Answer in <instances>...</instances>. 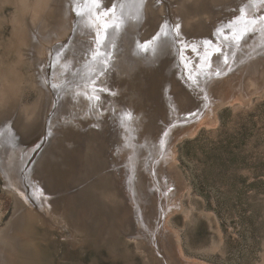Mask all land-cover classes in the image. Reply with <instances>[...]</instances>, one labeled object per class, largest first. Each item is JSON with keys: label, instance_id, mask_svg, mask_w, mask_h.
<instances>
[{"label": "rangeland", "instance_id": "1", "mask_svg": "<svg viewBox=\"0 0 264 264\" xmlns=\"http://www.w3.org/2000/svg\"><path fill=\"white\" fill-rule=\"evenodd\" d=\"M230 1L242 3V0ZM253 1H249L252 9L248 8L246 15L251 19L256 16V19H252L253 21L243 29L245 34L256 33L249 43L248 39H243L235 44V40H229L231 36L221 38L215 35L212 39L208 35L206 39H211L209 42L194 36L198 47L192 46L194 53L189 57L183 41L178 38L180 53L173 54L176 57L172 60L173 63L176 62L175 65L172 61L169 63L176 72L171 69L165 74L156 72L157 65L164 60L156 61V55L131 65L125 61L128 68H121L119 71L117 68L115 71L110 63L105 67L108 57L104 44L106 43L109 54L112 53L111 44H107L108 34L101 37L100 31H96L95 19L90 22L92 32L84 41H88L87 44L96 42L99 47L102 45V48L97 50L102 51V56L96 53V47L81 49V57L91 55L90 62L94 61L89 65L84 61L85 73L81 81L86 83V88L92 93L87 95L90 96L88 99H93L95 104L99 103L101 106L97 114L91 115V119L82 115L90 120L85 128L99 126L102 130L109 123L113 131L117 132L122 130L126 122L130 124V137L136 144L141 139L138 133L148 132L153 140L146 146L144 143L142 148L137 147L143 156L140 154L142 157L136 158L137 154L132 153L133 156L129 157L136 171L139 169L144 173H153L152 180L155 178L158 163L163 164V160H170L166 165L171 169V173L175 172L174 176L171 173H161L160 176L167 200L165 198L163 203L160 199L154 200L150 194L153 191L147 181L144 182L146 189L139 188V196L136 194L134 198L141 204L140 210L148 217L153 215L155 207L167 209L163 211L167 214L164 227L169 226L176 246L182 250V264H264V3L257 6ZM47 2L51 7L49 11L53 8L61 9L55 0H0V90L4 91L7 97L3 105L0 102V264H174L166 263V260L163 263L157 252L156 259L149 254V250L140 247L141 241L132 237V213L125 222L120 220V208L127 202L117 189L115 178H104L95 182L98 173L101 178V175L110 170V164L102 157L106 154L101 144L91 141L94 145H90L86 152L81 151L87 160L84 158L83 162L81 161L80 165L84 168L80 167V174L76 168L79 161L70 164L61 162V157L68 151L74 153V147H79L82 138L76 140L74 132L77 129L80 131L83 123L78 124L82 120V117L77 115L79 109L72 111L68 105L58 106L53 102L46 106L47 101L42 95L38 72L42 68L44 72H49L50 63L55 62L56 53L52 51L51 57L39 65L27 49L29 24L35 26L33 18ZM155 2L167 8L171 5L173 9L179 4L174 3V0ZM230 6L232 2L227 6V11L240 15L236 21L234 18L230 19V23L244 18L245 5L238 11ZM127 10L131 8H126ZM90 13L93 16L98 14L94 8ZM88 17L93 19L90 15ZM120 20L119 24L124 25V17L121 16ZM202 20L208 22L211 18L206 15ZM53 21V28L62 25V21L58 24ZM75 21L76 18L74 23ZM179 26L181 25L178 20L175 26L177 33ZM210 26L212 28L213 25ZM220 26L225 29L229 25L221 23ZM74 27L73 24L72 31ZM218 28L214 25L213 31ZM70 35L64 38L66 47L71 45ZM64 39L60 38L52 45L57 46L63 43ZM133 52L138 55L137 49L133 48ZM214 54L221 55L219 65L213 63ZM113 60L116 62V57ZM45 66L47 67L44 68ZM93 66L95 67L91 69ZM91 72H100L101 75L94 77ZM144 79L149 87L161 80L159 85L162 82V102L158 103L149 98L147 87H141ZM128 87L139 93L135 96L127 94L125 91ZM70 89L72 90V87ZM105 94L112 99L103 102ZM143 94L146 99L141 102L140 97ZM163 95H167L166 100L174 104V111L169 112L160 107L165 103ZM107 102L113 105L112 118L103 116L110 112L105 109ZM139 110L145 112L144 120L142 115L136 113ZM144 123L148 127L143 126ZM160 123L162 127H158ZM67 128L70 134L73 130V134L66 137L62 131ZM51 140L53 144L58 142L63 146L61 154L51 157L49 163L67 174L68 177L63 178L67 181V193L61 195L65 192V184L57 182L61 192H55L54 196L61 195L64 200H56L53 205L55 221L43 216L50 220L48 224H44L40 215L42 220L33 219L27 214L28 205L22 198L26 195L29 201L36 199L34 202L42 198L49 205L47 202L50 192L45 189L43 180L38 178L37 168L40 167L38 162L42 159L40 151L49 145L53 146ZM108 144L106 149L110 150L109 140ZM96 146L100 148V160L104 161L101 160L100 167L92 158L98 154ZM36 151L41 154H36ZM15 169L17 172L13 174ZM138 179L137 173L130 177V183L135 188L139 185ZM87 184L96 191H91V196L85 195L80 200L76 199L71 193L75 186L83 187ZM14 185L23 190L22 195L16 193ZM88 205H99L100 208L97 212H90ZM149 205L152 206L151 211ZM75 213L90 215L92 223L89 230L79 228L80 225L75 222ZM149 229L151 230L147 231H150V235L153 231L156 233L153 224H150ZM167 248L164 257H171L172 253L174 255L173 250ZM167 260L170 261L169 258Z\"/></svg>", "mask_w": 264, "mask_h": 264}, {"label": "bare ground", "instance_id": "2", "mask_svg": "<svg viewBox=\"0 0 264 264\" xmlns=\"http://www.w3.org/2000/svg\"><path fill=\"white\" fill-rule=\"evenodd\" d=\"M55 1H57V3L60 5L61 9L54 10L55 8H53L51 11H49V9L51 7H50L49 3L47 2L44 5L43 9L39 12V14H37L33 18V23H35V26L37 25L36 26L37 28L35 26H34L35 27L34 28L31 24H29V27L27 30L29 32V34H28L29 45L27 46V49H28V52L33 54V55H31V57H33V59L36 62H38V64L39 63L44 64L46 62V59L51 57L52 51L56 53V57H54L55 62L50 63L49 72H46V71L44 72L43 68L40 69V71L38 72L39 73L38 79L40 78L39 85L41 87L42 95L45 98V101H47V102H45L46 106L51 105V103L53 102V103H56L58 106L66 107L68 105L69 108L73 109L72 111H74V110L77 111L78 109L80 110L77 115H78V117H82V120L78 124L83 123V126H82L83 128L81 127L80 131H77L78 129L75 130L74 134L76 135L75 136L76 140H77V138H78V140H79V138H82V141H80L79 147H76V148L74 147V153H72L73 152L72 151L71 152L72 154H71L68 151V153H66V155H64V157H61V159H62L61 162H65V163L70 164L71 162L75 163L76 161H79V165L76 166V168H78L77 169L78 174H80L79 169H80V167H82L80 164H81V161L83 162V159L85 158L84 154H82L81 151L84 150V152H86L89 149L90 145L93 144L91 141H93L94 144H95V142H97L99 145L101 144L102 147L105 148V154H106V155H103L102 157L106 162H108L110 164V170H109V172H106L105 174L101 175V178H100V173H98L96 176L95 182L96 183L100 182V179H104V178H109L110 180L112 178H115L116 183H117V189L123 195L124 201L127 202V203L122 204V206L120 208V220L125 222L126 218H128V215L130 213H132L133 214L132 215L133 217L131 218V219H133V226L131 229V231H133L132 237L135 238V240H137V241H141L142 246H140V247L143 249L149 250V254L153 255L156 259H157V257L155 254L157 252L158 256L161 259H163V263H165L164 260H166V263L173 262L174 264H182L183 262L180 261L181 260L180 255L182 253V250L179 246H176L177 244H175V240H174V237L172 236L173 234H172L169 226L166 225L164 227V222H165V219L167 217V214L163 213V211H166L167 209H164L160 206L155 207L156 209H153V211H152L153 215L151 214V217L150 216L148 217V216H146V214L143 210H140V209H142L141 204L139 203V201L136 200V198H134V196L136 194H137V196H139V192H140V191L138 192L139 188L140 189L141 188L146 189L144 187V182L147 181L149 188L153 191L152 193H150L151 191L148 193L151 194V196L154 198V200L160 199L161 202L163 203V201L166 197H165V193H164V188L160 183V181H161L160 176H161V173L163 175L167 173V175H168L172 171H170L171 169L170 170L168 169V165H166L167 161L165 162L164 160L162 161L163 164H161V162H160V164L158 163V166H156V168H155L156 174H154L155 178H153V180L151 179L153 177V173H150V172L144 173L143 170L137 169V171H136L134 169L135 167L133 166L132 161H130L129 156L131 155V157H132L133 156L132 153L137 154L136 158L137 157L140 158L143 156L142 152L139 151L140 148L137 149V147L140 146L142 148V147H144V145L146 146V144L148 142L150 143L151 140H153V138H151V135L148 132H146V133L144 132L143 134H141V132L138 133V130H137L138 136L141 139L139 138L140 144L138 142L136 144V143H134V141L130 137L131 130H128V127L130 126V124L126 123V122H124L122 130H120V131L117 130V132L113 131L112 125L109 126L108 125L109 123L105 127H103L102 130H100L99 126L94 127V128L90 127L88 129L85 128L90 121V120H88V118L91 119L90 118L91 115L97 114L100 111L101 106H99V103L95 104L93 102V99H91V101H90V99H88V97H90V96H87V95L88 94L92 95V93L89 92V90L86 88V83L81 81V77L85 73V72H83L85 62H87L89 65L91 63L90 61H92V58L90 57L91 55L88 57H86V56L81 57L80 56V54L83 52V50L81 51V49L86 48L88 50V49H90L89 47H91V48L96 47V49H95L96 53H99L100 57L102 56L100 54V52H102V51L101 50L99 52L97 51V50L102 48V45H101V47H99L98 45L95 44L96 42H92L90 44L89 43L87 44L88 41L87 42L84 41V39L86 40L87 37L90 36V34H91L90 32H92V29H90V27H92L90 25V22L92 23V21L96 20V22H97L96 23L97 26L95 27L97 29L96 31H100L101 37L107 36V34H108L107 44H111L110 45V49L112 52L111 54L114 56V58L116 57V59H117L116 62L113 60L114 58H113V56H111V54H109V49H106L107 46L105 45L106 44L105 43L104 48H105V51L107 54L106 57H108V63L106 62L107 64H105V67L107 65H109V63H110V66H113L114 70H115V68H117V71H119L121 68H123V69L128 68V65H126V62L130 63V65H131L132 63H136L137 61L142 62L141 60L144 58H148V57L150 58V57L156 55V61L164 59L162 62H160L157 65L158 71H156V72H159V73L163 72L165 74V72H167V71L169 72V71L173 70V68L171 66H169V63L172 60H174V58H176L175 55L173 56V54L175 52L180 53V47L178 46L179 43L177 41L178 38H179L178 40L183 41L184 46L186 47L185 52L189 55V57H190V54L193 56V53H194L191 50L192 46H193V48H194V46L198 47V42L196 41L197 37H198V39H200V38L205 39V41L209 42L211 39H206L208 35L212 39L214 38L215 35H217V36L219 35L221 38H225L226 36H227L226 38H228L231 36L229 38V40L230 39L235 40V41H233V42H235V44L236 43L238 44V42L243 40V39L244 40L248 39L247 42L249 43V41H251L255 37L256 33L245 34L243 29H245L248 26L249 22L253 21L252 19H256V16L252 17V19H251V18H249L248 14H247L248 16L246 15V11L248 10V8L250 9V7H251V9H252V5L250 6V4H249V1H252V0H242V3H235L236 1L234 2V1H230V0H174L175 1L174 3H176V2L179 3L178 6L174 9L170 7L171 5L168 6V8L161 6L160 4H157L155 2V0H55ZM231 2H232V6H230V7H235V10H237V11L239 10L240 7L243 8L242 5H245L244 18H242L241 20H237V22H235V23H233V21H232V23H230L231 22L230 19L234 18L236 21V19L238 17H240V15H238L235 12H231V11L226 10L227 6ZM253 2L255 5L259 6L260 3H264V0H254ZM243 3H245V4H243ZM246 4H249V5L246 6ZM129 7L131 8V10L126 11V8H129ZM261 7H262V4H261ZM93 8H94V11L98 12L97 16H93L90 13V10H93ZM240 10H242V9H240ZM241 12H243V10ZM88 15H90L93 19L90 20ZM206 15H208L209 19L211 18V21L205 22V20H202ZM58 16H59V20L57 21ZM121 16L124 17V20H125L124 25L119 24L121 22V20H120ZM75 18H76V21L74 23ZM53 20H55V22ZM178 20H179L181 26H179L180 29H179V32L177 33L175 26H176V21H178ZM215 20H217V21H215ZM52 21L54 23H56V21H57V24L61 23V21H62V25H59V26H56L53 28ZM221 23L228 24L229 26H226L225 29H221L222 28V26H220ZM73 24L75 26L74 27L75 29L72 31ZM111 25H113V26H111ZM118 25H120L119 28H117ZM210 25H213L212 28ZM214 25H216V27L217 26L219 27L218 30L216 29L215 31H213ZM114 26H116V27H114ZM110 27H112V28H110ZM223 27H225V26H223ZM174 29H175V31H174ZM229 33H232V35H234V36H232ZM69 35H70V37L72 36L71 40H70L71 45L66 47L67 44L64 43L66 41V39H64V38L69 37ZM194 36L196 37V39ZM60 38L64 39L62 41L63 43L58 44L57 46H53L52 45L53 42L57 41ZM68 39H70V38H68ZM191 39H193V40L190 42ZM229 40H227V41H229ZM162 41H164V42H162ZM146 45H148V46H146ZM133 48L137 49L138 55L134 54ZM239 48L237 47V49H239ZM242 48H244V47H242ZM62 49H64V51H61ZM105 51H104V53H105ZM224 52L226 53V51H224ZM230 53H229V55H230ZM220 56L221 55L215 56V54H214L215 58H213L214 60L213 59L212 60H213V63L215 65L216 64L219 65ZM118 58H119V60H118ZM113 61H114V63H113ZM171 63H173V61ZM175 63L176 62L174 61L173 64L175 65ZM36 65H37V63H36ZM62 65H63V67L61 68ZM46 67L47 66H45L44 68H46ZM94 67L95 66H93L91 69H93ZM101 67H102V65H101ZM91 71H93V70H91ZM173 71L176 72V70H173ZM177 71H179V69ZM184 71L188 72V75L190 74V72L187 69H184ZM136 72H140V71H136ZM141 72H143V71H141ZM200 72H202V71H200ZM91 74H93L94 77H96V75H97V77H99L101 75L100 72L99 73L98 72H91ZM194 77H196V76H194ZM105 80H106V78H105ZM146 81L147 80L144 79L141 87L142 88L147 87V89L149 91V95H150L149 98H151L152 100L158 101V103H160V101L162 102V100H161L162 91H163V90H161L162 89L161 88L162 82L159 85V82L161 80L159 82L157 81V83H155V85H153L151 87L147 86L148 82H146ZM162 81H164V79ZM70 87H72V90L70 89ZM1 90H0V102H1V105H3L5 103V100L7 97L5 96V92L4 91L1 92ZM148 91H146V94H148ZM125 92L127 94L134 95V96L139 93L138 91H134V90L129 89V87ZM165 94H166V92H165ZM140 96H142V95H140ZM165 96L168 98L167 95H163L165 103H163L160 107H164V109L168 110L169 112L174 111L175 110L173 108L174 104H172V102L170 103L169 101H167ZM142 97H140V100H142L141 102H143V100L146 99V98L144 99V94ZM110 99H112V97L111 96L109 97L108 94H105V95H103L102 101L104 102V100H110ZM46 108H45V110H46ZM105 109H108L107 111L110 110L111 113L109 112L108 115L106 114L103 116L104 117L108 116V117L112 118V115L114 114L113 113L114 112L113 105H111L110 102H107L105 105ZM47 110H48V108H47ZM139 111H136V113L142 115V119L146 118L145 112L143 113V112H141V110H139ZM161 113H163V110L161 111ZM213 113H214V107L211 108V114L213 115ZM82 115H86V117L88 116V118H86ZM56 118H54V119H56ZM164 119L165 118H163V120ZM97 120H100V119H97ZM148 120H150V119H148ZM50 123L52 124V122H50ZM51 124H49L50 125L49 128H51ZM132 126H134V124ZM143 126L148 127L145 123ZM124 127H127V128H124ZM138 127L139 126H137V129H138ZM158 127H162V123H160ZM69 131L70 130H68V128H67V130L62 131V133L66 137L71 136L73 134V130H71V132H72L71 134ZM82 136H84V138ZM155 139H157V138L155 137ZM8 140L10 141V138ZM108 140L111 142V149L110 150L106 149V146L107 145L109 146ZM1 142L2 141L0 139V143ZM54 142H55V140H54ZM50 143L53 146L49 147L50 146L49 145L48 147H46L45 149L40 151L42 153V156H41L42 159L39 160L38 166L40 165V167L37 168L38 178L41 181L43 180L42 182H44V184H45V189L48 192H50V197H49L48 202H47V203H49V205L46 204V201H44L42 198L39 199L37 202L36 201L34 202V200H36V199L32 198L31 201H29L30 199L28 200L26 198V195H25V196H23L22 199L25 201V204L28 205L26 208V212L31 218L40 220L41 217L45 216L46 219H50L51 221H55V217H53V210L55 208L53 205H54V203L56 204V202H55L56 200L57 201L58 200L59 201L64 200L63 199L64 197H62L61 195L64 196L67 193L65 190L67 181L65 182L64 181L65 179H63V178L64 177L67 178L68 176H66L67 174L64 171L55 167L54 164H53V167L50 165L49 162H50L51 157L53 158V156H56V154H61L60 152L63 150V146H61V144H59L58 142H55L53 144V140H51ZM98 144H97V146H98ZM97 146H96V148H97L98 154H96L95 157H92L94 159V160L93 159L92 160L96 162L95 164H97L98 167H100L99 165L103 160L102 159H101L102 161L100 160V150H99L100 148ZM92 148H94V146ZM55 149H57V150H55ZM40 152L36 151V154L40 155L41 154ZM15 153H16V151H15ZM15 153H14V155H15ZM140 154H142V156ZM169 156H171V155H169ZM85 160H87V158H85ZM174 160H175V157H174ZM169 161L170 160L168 159V162ZM23 163H24V160H23L22 164ZM53 163H54V161H53ZM164 163H165V165H164ZM156 165H157V163H156ZM59 166H60V164H59ZM51 167H52V169H51ZM82 168H84V167H82ZM0 169H2L1 164H0ZM155 169H153V170H155ZM58 170H60L59 174H58ZM144 170L146 171V169H144ZM15 172H17V169H15L13 174H15ZM99 172H101V171H99ZM51 173L56 174V175H51ZM135 173H137V175H139V179H138L139 185L136 188L133 187V185H131V183H130V177H132ZM173 173L175 174V172H173ZM173 173H171V174H173ZM174 174L172 176H174ZM57 176H58L59 180H57ZM143 177H146V178L143 179ZM175 177H176V175H175ZM175 177H174V179H175ZM171 180H172V177H171ZM177 180H179V178ZM57 182L63 183V185L65 184V187L63 188V190L65 192H63V190H62L63 193L60 196L55 197L54 196L55 192L56 193L61 192L60 188H58V186L56 185ZM178 183H177V185H178ZM14 187L16 188L15 189L16 193L18 192V193H21V195H22L23 190L17 189L16 185H14ZM89 187H90V184H87V186H83V187L75 186V189H73L74 191L71 193L73 196L76 197V199L80 200V198H83V196H85V195L91 196L90 195L91 191H96V190H94V187H92V188L91 187L89 188ZM98 189H99L98 191H100V187ZM68 193H70V191ZM98 193H100V192H98ZM97 196H100V195L97 194ZM93 198H94V196H93ZM167 198H166V200H167ZM96 201H97V199H96ZM134 201H135V203H134ZM176 206H177V204H176ZM73 208H75V207H73ZM87 208L90 210V212H93V211L97 212V209L99 210L100 206L99 205H88ZM151 209H152V206H150V211H151ZM45 212H46V215H45ZM74 216L76 217L75 222L77 223V225H80L79 228H85L88 230L90 229V225L92 223L90 221L92 219V218H90V215H87L86 213L85 214H79V213L76 214L75 213ZM42 219H43L42 223H44V224H48V222H50V220H46L44 217ZM57 220H58V218H57ZM150 224L151 225L153 224L154 227H156V233H154V231H153L152 235H150L151 234L150 231H147V230H151V229H149ZM174 236L176 237V235H174ZM165 245H166V247H168L167 249L173 250L174 255L172 253L171 257H169V255H166L164 257V255H165L164 253L166 252ZM162 248H163L164 252H163ZM176 248H177L178 252H177ZM167 258H169L170 261H168ZM153 264H154V262H153Z\"/></svg>", "mask_w": 264, "mask_h": 264}]
</instances>
